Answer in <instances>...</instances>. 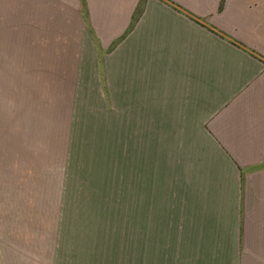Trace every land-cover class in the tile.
<instances>
[{
  "label": "rangeland",
  "instance_id": "obj_1",
  "mask_svg": "<svg viewBox=\"0 0 264 264\" xmlns=\"http://www.w3.org/2000/svg\"><path fill=\"white\" fill-rule=\"evenodd\" d=\"M51 56L0 29V264L53 242L71 264L80 229H99V264L107 248L110 264H264L262 175L237 172L166 95L133 101Z\"/></svg>",
  "mask_w": 264,
  "mask_h": 264
},
{
  "label": "crops",
  "instance_id": "obj_2",
  "mask_svg": "<svg viewBox=\"0 0 264 264\" xmlns=\"http://www.w3.org/2000/svg\"><path fill=\"white\" fill-rule=\"evenodd\" d=\"M5 28L30 33L50 60L96 68L113 93L166 95L237 172L264 178V0H0ZM98 231L74 232L71 264H99ZM53 244L27 264H57Z\"/></svg>",
  "mask_w": 264,
  "mask_h": 264
}]
</instances>
